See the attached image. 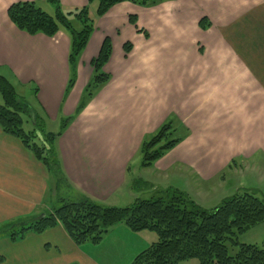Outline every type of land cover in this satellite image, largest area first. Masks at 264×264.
<instances>
[{
	"label": "crops",
	"instance_id": "0c3cea01",
	"mask_svg": "<svg viewBox=\"0 0 264 264\" xmlns=\"http://www.w3.org/2000/svg\"><path fill=\"white\" fill-rule=\"evenodd\" d=\"M18 1L25 0H0V71L13 74L24 86L34 83L35 104L50 121L75 114L93 74V59L107 37L112 41L104 67L110 80L59 140L65 173L76 189L100 203L131 205L138 198L128 186L132 161L142 155L144 139L170 118L177 119L183 139L149 166L164 189L185 191L206 208L210 193L204 186H214L229 171L262 164L264 0L118 3L96 19L68 93L70 37L64 30L53 37L20 30L8 15ZM60 2L66 9L88 4ZM203 18L212 23L206 30L200 26ZM126 43L132 44L128 54ZM53 178L30 150L0 127V225L50 209L46 199ZM34 234L26 237L36 239ZM39 236L38 252L58 254L38 257L39 264H98L62 225ZM153 239L147 230L134 232L121 224L102 242L118 244L132 258Z\"/></svg>",
	"mask_w": 264,
	"mask_h": 264
},
{
	"label": "trees",
	"instance_id": "16d2710c",
	"mask_svg": "<svg viewBox=\"0 0 264 264\" xmlns=\"http://www.w3.org/2000/svg\"><path fill=\"white\" fill-rule=\"evenodd\" d=\"M54 6V14L45 11L38 0L13 3L8 9L12 22L30 35L39 33L49 37L64 30L70 37L68 60L70 78L68 93L76 82L77 64L96 29V19L103 16L114 5L129 1L141 6L157 5L165 0H88L79 7L64 8L60 0H47ZM98 3L95 16L91 4ZM137 24L134 16L130 17ZM208 18L200 21L202 29L211 26ZM125 52L132 50V44H125ZM112 41L107 37L98 56L93 59V74L86 85L82 99L74 115L62 118L57 132L46 129L47 117L25 97L15 85L0 74V127L17 138L24 147L42 162L57 180L60 188L68 178L64 171L59 149V140L96 93L111 78L104 70L112 55ZM37 93V88H35ZM26 122L30 129H26ZM176 118L166 120L152 135L142 142V166H152L183 139L179 135ZM68 187L78 193L72 198H62L59 204L47 209L42 217L27 221L22 219L0 226V234L13 242L25 238L29 232L41 234L49 228L62 225L70 238L77 244L86 242L99 244L110 231L121 224L134 232H155L157 239L139 252L131 264H188L198 259L200 264H264V242L262 245L240 242L238 235L264 222V199L257 191L245 189L228 196L214 208H204L188 193L177 188H167L150 198L138 197L129 206H113L92 199L73 184ZM228 242L236 247L232 253ZM4 257L0 255V261Z\"/></svg>",
	"mask_w": 264,
	"mask_h": 264
},
{
	"label": "rangeland",
	"instance_id": "374dc122",
	"mask_svg": "<svg viewBox=\"0 0 264 264\" xmlns=\"http://www.w3.org/2000/svg\"><path fill=\"white\" fill-rule=\"evenodd\" d=\"M97 3V1H96ZM40 6L47 12L54 14L53 6L47 1H39ZM97 5L94 4L91 8V13L95 16ZM1 75L6 76L16 87L17 92L25 97L30 103L36 106L34 101V95L36 91V85L34 83L22 85L11 73L5 74L0 71ZM2 95L0 93V100ZM60 120L50 121L47 120L46 129L48 131L57 132L60 129ZM26 129H30V125L26 122ZM142 155H138L131 164L130 171L128 173L129 188L132 189L136 197L150 198L155 196L156 191L153 188H159V191L164 189V183L160 182L157 178H154L150 172L149 167L142 166ZM65 171V170H64ZM67 176V174H66ZM68 178V176H67ZM54 188L52 189L51 194L48 195L46 201L50 202L51 207L58 205L59 201L62 198H72L77 196L78 193L68 187V183L71 181L68 178V183L65 182L61 185L60 188H57V180L55 178ZM149 184V185H148ZM74 185V184H73ZM154 186V187H153ZM75 188H77L74 185ZM153 187V188H152ZM240 189H237L239 188ZM204 192L209 194V201L206 208H214L220 204L224 196H232L236 192L243 191L245 189H251L257 191V195L264 199V160L259 167L251 165H246L241 169L235 170L233 172L229 171L220 182L214 186H204ZM83 192V190L79 189ZM155 191V192H154ZM84 193V192H83ZM196 196V195H194ZM93 199V198H92ZM107 204V203H106ZM108 205V204H107ZM112 205V204H109ZM117 206V205H113ZM37 212V211H36ZM46 212V211H44ZM32 215L30 217L22 219V221H27L28 219L34 218ZM1 226V225H0ZM153 235V240L157 239L155 232L148 231ZM5 233L0 234V255L6 256L3 261H0V264H39L37 261L38 257H47L48 254L51 256H57L58 254L42 253L38 252V249L41 248L42 237L34 234L36 239L27 237L18 242H13L10 238L4 235ZM149 235V234H147ZM39 236V238H38ZM238 239L243 243L258 244L262 245L264 242V222L260 223L246 232L239 234ZM93 244L92 242H86L80 246H84L83 250L88 252L92 259L98 264H131L134 256L131 258L128 256L127 252H124L123 247L117 246L118 244L110 245L112 242ZM151 243V242H150ZM228 246L232 253L236 252L237 248L233 247L230 242ZM31 248L36 249V251H30ZM53 250V249H52ZM141 252V251H140ZM39 253V254H38ZM3 256V257H4ZM188 264H200L199 260L194 258L187 262Z\"/></svg>",
	"mask_w": 264,
	"mask_h": 264
}]
</instances>
